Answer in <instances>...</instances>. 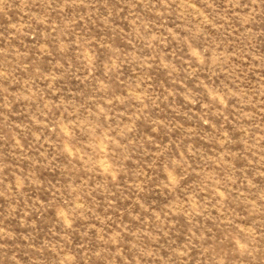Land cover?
<instances>
[{
  "label": "rangeland",
  "instance_id": "374dc122",
  "mask_svg": "<svg viewBox=\"0 0 264 264\" xmlns=\"http://www.w3.org/2000/svg\"><path fill=\"white\" fill-rule=\"evenodd\" d=\"M0 264H264V0H0Z\"/></svg>",
  "mask_w": 264,
  "mask_h": 264
}]
</instances>
